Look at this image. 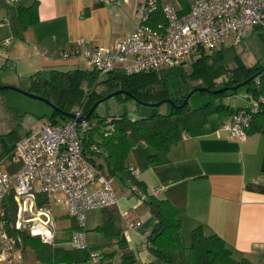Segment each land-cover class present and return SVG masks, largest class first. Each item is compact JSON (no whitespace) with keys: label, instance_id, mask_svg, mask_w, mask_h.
Returning <instances> with one entry per match:
<instances>
[{"label":"crops","instance_id":"crops-1","mask_svg":"<svg viewBox=\"0 0 264 264\" xmlns=\"http://www.w3.org/2000/svg\"><path fill=\"white\" fill-rule=\"evenodd\" d=\"M32 1L0 0V84L15 85L16 79H28L38 71L75 67L80 59H63L60 54L80 39L85 46L110 47L116 38L134 30L141 0H124L120 4L99 0H36L38 20L24 30L17 19V8ZM233 94L226 96V102V97L222 99L231 109L246 108L254 100L246 91L243 99L231 101L229 96ZM228 118L227 114H211L203 134H185L154 162L147 160L154 150L137 145L128 152L125 164L135 170L132 176L145 191L153 194L154 189H159L154 195L168 199L178 209L184 244H189L191 230L201 225L206 234L221 237L234 258L264 264V114L254 119L245 141L233 140L221 130L222 122ZM97 160L105 165L102 156ZM115 177L119 183L112 188L117 203L93 209L101 210L98 217L94 214L87 217L91 210L87 211L85 224L97 230L104 223L105 212L115 209L119 215L118 231L134 255V264H165L147 244L155 218L147 203L133 192L138 186L124 174L117 173L111 179ZM124 212L138 225L127 227ZM73 224L71 219L70 226ZM102 234L104 245L88 246L111 253L112 264L119 263L121 252L116 239ZM28 251L23 250L15 264H22ZM76 264L93 263L82 260Z\"/></svg>","mask_w":264,"mask_h":264},{"label":"trees","instance_id":"trees-1","mask_svg":"<svg viewBox=\"0 0 264 264\" xmlns=\"http://www.w3.org/2000/svg\"><path fill=\"white\" fill-rule=\"evenodd\" d=\"M157 2L160 3L159 0ZM181 6L183 12L188 11V4L182 1ZM37 7L36 0L28 6H18L17 19L22 29L25 30L38 20ZM151 17V25L165 21L159 6ZM239 43L229 45L225 43L210 52L200 51L177 67L158 71L125 74L121 70H115L102 75L91 68L87 71L79 68L49 69L38 71L28 78L27 91L48 99L67 112H70L69 106L75 103L86 114L95 101L119 89L129 91L135 99L144 102H158L164 99L173 101V104L168 103L169 108L164 112L160 111L159 105L153 107L148 116L137 119L130 118L126 113L112 115V118L108 119V116L100 117L96 114L95 109L88 119L94 120L96 125L81 138L85 156L100 173L110 178L117 173L124 174L134 181L142 193L146 194L144 201L155 218L147 244L153 254L165 264H254L247 258H234L224 240L216 234H206L201 225L191 230L190 242L188 245L184 244L178 209L168 199L145 191L125 164L128 152L137 145L151 147L154 152L148 155L147 160L157 161L161 153H166L171 145L185 134L190 136L203 134L204 126L211 114L231 116L241 110V108L231 109L222 102L224 97L234 91L214 94L212 90L234 86L247 78H252L245 85L247 91L253 99L264 97V69H262L264 65L242 64L235 51ZM7 60L9 59L6 58ZM206 73L209 75L204 79ZM217 74L224 76L219 83L216 82ZM201 77L204 82L192 86L189 84L190 80ZM99 87H101L100 91H98ZM194 87H206L211 90L208 92L210 99L198 108H192L188 100L184 107L180 108L179 105L186 94ZM4 90H0V166L5 164L4 169L14 173L20 167V161L15 154L18 141L36 128L44 126L47 121L59 124L68 121L69 118L53 110L46 121L36 122L23 129V117L14 109L2 104L1 95ZM115 96L122 101L132 99L124 94ZM260 114H264V103H261L259 111L252 116L251 127L254 119ZM94 145L97 146L98 151L93 149ZM101 156L105 160V165L97 160ZM47 196L38 195V204L47 205ZM15 215V200L13 195H8L3 201L0 218L4 220L10 234L20 237L22 251L32 249L40 264H76L82 260L90 261L92 252H96L99 256V264H112L113 255L100 251V247L75 249L69 245L72 233L78 228L75 220V224L61 230L60 235L57 233L52 243H47L38 236L16 230L13 226ZM118 219L119 215L115 209L105 212L104 223L98 226L97 230L116 239L121 252V261L117 264H134V255L118 231Z\"/></svg>","mask_w":264,"mask_h":264},{"label":"built area","instance_id":"built-area-1","mask_svg":"<svg viewBox=\"0 0 264 264\" xmlns=\"http://www.w3.org/2000/svg\"><path fill=\"white\" fill-rule=\"evenodd\" d=\"M99 1L120 4L124 0ZM158 6L165 21L151 25V16ZM135 16L138 22L134 30L116 38L110 47L85 46L80 39L60 56L76 57L102 75L115 70L133 74L177 67L200 51H213L228 39L237 44L255 29L264 28V0H193L186 12L181 4L141 0ZM261 103L264 97L254 99L248 107L223 121L221 130L233 140L245 141L252 116L259 111ZM72 113L76 118L84 115L79 108ZM95 125L89 119L80 122L69 119L59 124L46 122L35 133L18 141L15 154L20 161L19 169L9 173L0 168V215L4 199L13 195L16 230L52 243L58 233L56 217L49 203L39 205L37 199L38 195L60 193L59 203L65 215L74 219L78 227L69 245L75 249L89 247L85 238L87 211L117 203L112 179L100 173L84 153L82 135ZM93 149L99 150L96 145ZM129 170L135 175L132 167ZM158 191L154 189L153 194ZM133 192L142 200L146 198L136 187ZM122 217L127 227L138 225L128 212L122 213ZM21 246L20 237L10 234L0 218V261L15 264L22 257ZM90 261L99 264L96 252L91 253Z\"/></svg>","mask_w":264,"mask_h":264},{"label":"rangeland","instance_id":"rangeland-1","mask_svg":"<svg viewBox=\"0 0 264 264\" xmlns=\"http://www.w3.org/2000/svg\"><path fill=\"white\" fill-rule=\"evenodd\" d=\"M182 1L185 4L190 5L193 0H164V2L172 3L175 5H180ZM230 39L227 40L226 45H229ZM236 55L239 57V60L242 64L249 66L253 64L259 63L260 65H264V28H257L251 33L247 34L236 46L235 48ZM231 62V60H230ZM71 68H79L81 70L87 71L90 70V67L82 62L81 60L75 65L68 66ZM68 69V68H67ZM209 74H205L204 79L208 77ZM223 75L216 76V82H220L223 79ZM201 78H197L194 80H190L189 84L195 85L202 83ZM15 85L20 89L27 90L29 88V80L25 77L15 80ZM83 87V84H81ZM85 88V87H83ZM101 90V87L98 88V91ZM247 87L245 85L239 86L236 90H234V94L229 96V100L231 101H238L243 99L246 96ZM2 104L14 109L19 115L23 117V126L22 128L25 129L29 125H34L36 122L39 121H46L47 117L52 113L53 109L44 101H41L36 98L29 97L24 95L20 92L14 90H4L1 97ZM210 99V95L206 91H196L194 92L189 98V104L192 108H198L205 102ZM228 99L227 97L224 98L226 102ZM219 101V100H218ZM153 107L145 106L142 104H138L134 99H127L122 101L118 99L116 96H113L107 100L102 101L96 107V114L101 116H108V119L112 118V115H119L122 113H126L130 118L137 119L146 117L150 114ZM169 108L168 103L164 102L160 105V111H165ZM78 107L73 103L69 106L68 111L73 112ZM48 122V121H47ZM41 127L36 128L32 133H35ZM30 133V134H32ZM24 137V136H23ZM22 137V138H23ZM21 138V139H22ZM20 139V140H21ZM1 169L5 168V164L0 166ZM112 186L115 187L119 182L118 178H113L111 181ZM59 197H61L60 193H53L47 196L48 203L52 212V215L56 217L55 226L57 227L59 235L61 234V230H63L66 226H70L71 218L65 215V211L63 205L59 203ZM101 210H91L88 212L87 217L90 214H94L95 217L101 215ZM102 232L99 230H95L94 228H90L88 223L85 224V238L86 242L89 245H97L100 246L101 242H104ZM28 254L25 260H23L22 264H40L38 260L35 258V254L33 253L32 249L28 248Z\"/></svg>","mask_w":264,"mask_h":264},{"label":"water","instance_id":"water-1","mask_svg":"<svg viewBox=\"0 0 264 264\" xmlns=\"http://www.w3.org/2000/svg\"><path fill=\"white\" fill-rule=\"evenodd\" d=\"M264 69V68H262ZM255 76V75H254ZM252 78H247L246 80L242 81V82H239L238 84L234 85V86H226V87H223V88H220V89H216V90H209L208 88L206 87H194L192 88L185 96L183 102L179 105L180 108L184 107V105L186 104V102L189 100L190 96L196 92V91H206V92H209L211 91L212 93L216 94V93H220V92H223V91H228V90H231V91H234L236 90L239 86H242V85H246ZM1 89H5V90H14V91H17V92H20L24 95H27L29 97H32V98H36V99H39L41 101H44L45 103H47L53 110L55 111H58L60 112L63 116L69 118V119H75L77 122H80L81 120L83 119H88L91 114L94 112V110L96 109V107L104 100H107L117 94H124V95H127L129 97H131L132 99L136 100V102H139L140 104L142 105H145V106H149V107H158L159 105H161L163 102H166V103H169V104H173V101L170 100V99H164L162 101H158V102H144V101H140V100H137L135 99V97L127 90H124V89H119V90H116V91H112L110 92L109 94L105 95L104 97L102 98H99L97 101H95L92 106L90 107L89 111L84 114L83 116L81 117H75L74 113L72 112H67V111H63L61 110L58 106H56L55 104H53L51 101H49L48 99L44 98V97H41L39 95H36V94H33L27 90H24V89H20L16 86H13V85H9V84H3V85H0V90Z\"/></svg>","mask_w":264,"mask_h":264}]
</instances>
